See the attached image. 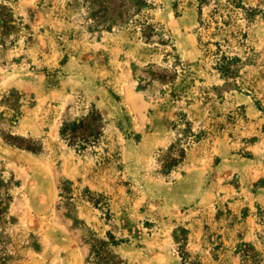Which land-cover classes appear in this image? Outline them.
I'll list each match as a JSON object with an SVG mask.
<instances>
[{
	"label": "rangeland",
	"instance_id": "1",
	"mask_svg": "<svg viewBox=\"0 0 264 264\" xmlns=\"http://www.w3.org/2000/svg\"><path fill=\"white\" fill-rule=\"evenodd\" d=\"M137 2L0 0V264H264V0Z\"/></svg>",
	"mask_w": 264,
	"mask_h": 264
},
{
	"label": "trees",
	"instance_id": "2",
	"mask_svg": "<svg viewBox=\"0 0 264 264\" xmlns=\"http://www.w3.org/2000/svg\"><path fill=\"white\" fill-rule=\"evenodd\" d=\"M128 0H106V2L112 6V5H117L118 3H120L121 5H124L127 3ZM200 6H203L205 4H207L210 0H198ZM146 0H138L137 2V6L139 7V5L141 4H146ZM142 6V5H141ZM140 6V7H141ZM141 31L143 33V36L147 39L150 40L152 37H159L160 40H165L164 37V32L161 28H159L158 26L154 25V24H142L141 26ZM181 157H184V150H181ZM181 162V158H172L171 161L167 162V164H165L166 167V171L171 170L174 166H176L177 164H179ZM184 263H188V260L186 259V257L183 258ZM192 264H199V263H195L193 262Z\"/></svg>",
	"mask_w": 264,
	"mask_h": 264
}]
</instances>
